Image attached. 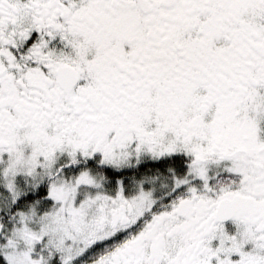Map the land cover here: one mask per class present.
<instances>
[{"label":"snow or ice","instance_id":"1","mask_svg":"<svg viewBox=\"0 0 264 264\" xmlns=\"http://www.w3.org/2000/svg\"><path fill=\"white\" fill-rule=\"evenodd\" d=\"M0 264H264V0H0Z\"/></svg>","mask_w":264,"mask_h":264}]
</instances>
